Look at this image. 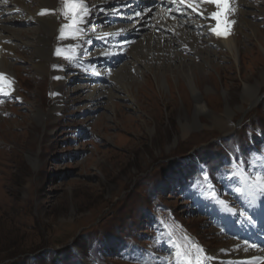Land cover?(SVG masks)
I'll return each mask as SVG.
<instances>
[{
    "label": "rangeland",
    "instance_id": "374dc122",
    "mask_svg": "<svg viewBox=\"0 0 264 264\" xmlns=\"http://www.w3.org/2000/svg\"><path fill=\"white\" fill-rule=\"evenodd\" d=\"M34 2L16 1L12 7H20L22 13L2 11L8 21L5 24L11 27L10 34L21 31L22 40L36 34L38 24L26 19L20 5L31 7ZM248 2L254 6L245 7L252 12L248 19L255 22L263 34L259 38L264 40V0ZM85 18L83 23L88 11ZM141 23L143 20L138 26ZM155 23V17L149 26L143 23V29L135 35L136 42L157 29ZM67 27L60 24L51 35L53 48L56 53L59 49L57 56L61 58L58 65L50 61L49 68L61 75H36L33 62L39 64V60L32 48L19 44L17 59L10 60L14 75L0 72L6 81L5 92L17 91L16 95L0 92L10 95L0 96V264H131L122 261L120 251L140 243L155 252L158 246H146V239L156 240L161 234L167 249L170 218L177 220L176 225L187 227L211 252L238 247L215 228L209 216L192 209L207 205L208 196L191 205L181 194V184L190 187L188 181L193 175L200 170L209 173L222 164L233 144L245 148L258 129L264 132V86L256 106H243L245 111L232 117L230 137L218 130L193 129L184 139L179 120L192 117L194 102L190 93L184 96L183 92L180 102L173 100L170 86L182 82L178 77L172 80L169 71L164 72L167 90H163L155 82L156 72L134 67L132 77H138L141 85L150 77L149 86L153 87V100L141 95L135 110L127 107L134 101L110 82L113 73L106 82L112 92L107 91L100 99H88L80 89L86 72L79 65L91 57V52H86L83 59V49L75 52L73 61L62 58L70 57L66 49L74 45L67 41L60 45L61 33L64 37ZM208 30L212 34L207 33L203 47L216 54L213 63L220 72L207 69L213 91L206 94L202 87L201 92L211 111L220 115L225 109L224 91H229L230 106L236 107L242 103V80L247 76L251 84L262 81L264 56L255 39L248 37L249 29L242 27L237 35L241 43L238 65L218 44L219 39L231 37L230 33L226 38L218 37L210 24ZM93 31L94 27L89 38ZM186 32L192 34L194 30ZM57 39L60 42L56 43ZM181 41L178 45L182 53L193 56L188 46L186 50L181 48ZM137 47L132 53L140 50ZM118 69L117 73L123 75ZM55 78L61 85L58 90L53 85ZM136 83L134 92L138 91ZM115 92L119 93L117 98L113 96ZM39 112L42 116L37 119ZM200 119L211 125L206 117ZM185 173L191 176H182ZM229 201L238 206L244 202L240 195ZM242 214L247 212L239 208L237 217Z\"/></svg>",
    "mask_w": 264,
    "mask_h": 264
},
{
    "label": "bare ground",
    "instance_id": "6f19581e",
    "mask_svg": "<svg viewBox=\"0 0 264 264\" xmlns=\"http://www.w3.org/2000/svg\"><path fill=\"white\" fill-rule=\"evenodd\" d=\"M16 1L18 0H7V3H5L4 0H0V72H4L7 74L10 73L11 75L14 73L13 68L11 67L12 63L10 62V60L13 59L15 61L17 59L18 55H16L15 52L18 49L19 45H22L21 47L25 46V48L27 47V49L32 48V50L34 51L33 53L36 55L35 58L39 60V64H34L33 62V70L35 71L36 75H47L50 73L54 74L55 77L61 75L60 72L51 70L49 68L50 61H54V63L57 65L59 63V56H57L56 51L53 48L51 35L55 34L58 25L63 23L68 27L64 32L63 39H60V45H63L65 41H67V44L69 45H77L80 42V38L78 37L80 29L78 27H82L83 21L84 19H86V15L83 12H80L77 22L75 26H73V19L70 13H68L67 16L66 13H61L58 17L55 16L56 14L51 15L47 12L50 9H57L59 7L60 0H35V4L31 7H26L24 4H20L21 9L25 12L26 19H28L29 22L35 21V23L38 24L36 34L32 37H26L25 40H22L21 31L12 32L10 34L11 27L5 24L8 21L7 19L3 18L4 13H6L7 11H12L16 8H20L11 6V4L15 3ZM99 3L111 4L109 0H92V4ZM185 4H187L188 6L191 5L197 7L202 11L205 10L209 15L213 14V12H221L222 16L220 20L223 24L225 21H234V23L230 24V28H227V31L228 33H230L231 37H229L228 39H219V41L217 40L220 48L226 51V54L230 56L234 63H240L241 43L237 39V35L240 33V29L242 27L249 29L251 33L250 36L246 34L245 36L255 39V41L260 46V49L263 51L264 56V40H262V38H259L260 36L263 37V34L261 35V32L256 29V25L254 24L255 22L248 19V16L252 15V12H250L248 9H245V7H254L252 4L250 5L248 0H227L228 8L226 9H217L214 4L207 3L209 5H206L202 0H186ZM97 8H99V6H97ZM3 10H5L4 13H2ZM164 16H166V11L164 10L163 12H159L156 16H154L156 18L155 24L158 27L157 29L161 30L160 34L156 35L157 29H155L152 32L153 34L151 33L150 35H144L142 42H136L135 35H137L143 29V23H141L140 26H138V23L145 18L132 20L127 24H118L113 27L109 24L110 27L107 26L104 29H101V32H99L98 35L102 36L104 39H108L107 44L109 45V49L105 53L106 56L103 57L107 60L106 64L108 65V62H111L114 58L117 60L116 62L122 60L120 65L116 63L117 67L112 71L113 76L110 78V82H115V86L118 88V92H124V94H126L125 96L128 99H132L134 101V104H129L127 105V107L135 110L136 108L134 109V105L135 103H137L136 100H138V102H141V95L145 98L147 97L148 100H153L151 98V94H153V87H151V85L149 86V83L151 81L150 77H147V80H145V82L141 85L140 82H138V77H132L133 75L131 74V70L134 67H137L139 71L144 72L145 70H150L152 72H156L157 74L154 75L155 82L157 83L158 88H161L163 90H167L166 79H164L163 74L164 72L169 71L168 73L171 74L170 77L172 78V80H175V77H178L179 81H182L176 86H170V88L172 87L170 93L173 100L177 103L178 101L180 102V100L183 98L181 92H183L184 96L190 93L194 102V112L192 117H181V119L179 120L182 138H188L191 135L190 131L193 129L199 131L202 129L211 131L218 130L223 133L222 135L230 137L233 131V128L230 127V124L232 123V117L239 111L244 112L245 106H256L260 102L261 97L259 95V92L262 86H264V69L261 71L262 81L257 80L255 83L251 84L249 82L250 78L247 76L242 80V103L240 105L236 107L230 106L231 98H229V91L227 90V93L226 91H224L223 97L225 109L223 110L222 114L216 115L215 112L211 111V109L206 104V99L201 92L202 87L205 88L206 94L213 91L209 87V80L212 76L206 72L207 69L217 70V72H220V68L216 67V65H214L213 63V58H216V54L203 47L204 45H206V30L200 33L202 35H197L199 33V29L198 27L196 29V26L205 25L208 29L209 24L212 25L211 22L208 21V16L205 13H198L197 20L192 18L191 20L193 21V23L191 25L193 26V29L186 22V20L176 19L174 22H171L166 19V22H163L162 17ZM186 26L187 29L185 30ZM137 27H139L140 30H135L137 29ZM121 28H124V30L127 29V33L130 35V40L127 43L124 41L122 44L123 46L128 47L130 50L127 51V57L118 56V53L113 51V49L115 48L113 44V35L116 34V31L120 30ZM190 29L194 30L192 34L186 32ZM151 30L152 29H150V32ZM11 39L13 41L14 39L17 40V42L15 41L16 45L15 42H12ZM57 40H55L56 43L60 42V40ZM181 40L184 41V45L181 46V48L186 50L187 48L185 47V45L188 46L190 49H192V53L195 56H190L189 54L182 53V51L180 50V46L178 45L179 41L182 42ZM100 45H104V43ZM135 46H138L137 48L140 50L132 53V51L135 49ZM61 51L63 52V50ZM98 52L100 54V51ZM151 55L158 57L154 58ZM195 58L200 59V62L197 63ZM157 64L159 65V67L157 66ZM155 66L158 67V70H155ZM119 67L122 69L123 75L117 73ZM238 73H241V68L238 69ZM56 80L57 79L55 78V80L53 81V85L55 89L58 90L61 85ZM106 80L107 78L100 85H98V82H96L95 86H91L89 83L85 82L80 89L82 90V93L84 95H87L89 97L88 99H100L107 94V91L112 92V90L108 89ZM127 80L131 81L132 83L129 84ZM135 82H137V92H134ZM3 91H5L4 88ZM118 92L113 93V96L117 98V94H119ZM12 94L16 95L17 91H13ZM54 108L55 110H58L56 106ZM35 116L37 119H40L42 114L39 112ZM201 116H204L208 120H210L211 125L209 126L203 123L200 119ZM262 190H264V184ZM262 203H264V200ZM257 218V224L249 228L250 232L255 229L254 234H256L257 230L261 226H264V214L261 212L259 215H257ZM229 219H232L231 216L229 217ZM243 227L247 229V225H244ZM260 232L262 237L260 245L258 246V251L260 253V259L262 260L264 258V229L262 227L260 228ZM231 242L232 244L234 243L238 245V243L234 241ZM249 255L250 257H252L256 254L255 252H250Z\"/></svg>",
    "mask_w": 264,
    "mask_h": 264
},
{
    "label": "snow or ice",
    "instance_id": "6c2138e0",
    "mask_svg": "<svg viewBox=\"0 0 264 264\" xmlns=\"http://www.w3.org/2000/svg\"><path fill=\"white\" fill-rule=\"evenodd\" d=\"M5 3H7V0H4ZM204 2L209 4H214L217 9H226L228 8L227 0H204ZM181 3H186V0H181ZM191 6V5H189ZM66 16L68 13H71L72 19H73V26H75L77 19L79 17V13L83 12L85 15H87L86 9L82 8L81 5L78 3V0H66ZM195 10V9H193ZM43 14V13H42ZM222 13L221 12H213L211 19L216 20L218 23L215 28L212 29V31L217 35L218 37L226 36L229 34L227 31V28L230 27L232 22L225 21V30L223 32L220 31V19H221ZM61 38H63V33H61ZM57 55H60L59 49L57 50ZM0 79H3V75L0 74ZM0 91H3L2 88H0ZM207 179V177H206ZM199 264V262H197Z\"/></svg>",
    "mask_w": 264,
    "mask_h": 264
},
{
    "label": "trees",
    "instance_id": "16d2710c",
    "mask_svg": "<svg viewBox=\"0 0 264 264\" xmlns=\"http://www.w3.org/2000/svg\"><path fill=\"white\" fill-rule=\"evenodd\" d=\"M177 174V173H176ZM180 174H181V171H180ZM179 175V174H178ZM190 175V173H188V174H184V175H182V176H185V177H187V176H189ZM177 177V176H176ZM173 182V181H172ZM174 183V182H173ZM171 188V187H170Z\"/></svg>",
    "mask_w": 264,
    "mask_h": 264
}]
</instances>
